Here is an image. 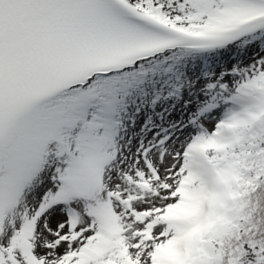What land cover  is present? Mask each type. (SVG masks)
Wrapping results in <instances>:
<instances>
[{"label":"snow or ice","instance_id":"1","mask_svg":"<svg viewBox=\"0 0 264 264\" xmlns=\"http://www.w3.org/2000/svg\"><path fill=\"white\" fill-rule=\"evenodd\" d=\"M0 264H264V0H0Z\"/></svg>","mask_w":264,"mask_h":264}]
</instances>
